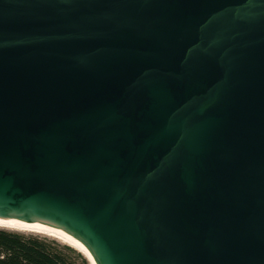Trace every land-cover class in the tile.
<instances>
[{
	"label": "water",
	"instance_id": "95a60500",
	"mask_svg": "<svg viewBox=\"0 0 264 264\" xmlns=\"http://www.w3.org/2000/svg\"><path fill=\"white\" fill-rule=\"evenodd\" d=\"M0 220L264 264V0H0Z\"/></svg>",
	"mask_w": 264,
	"mask_h": 264
},
{
	"label": "trees",
	"instance_id": "16d2710c",
	"mask_svg": "<svg viewBox=\"0 0 264 264\" xmlns=\"http://www.w3.org/2000/svg\"><path fill=\"white\" fill-rule=\"evenodd\" d=\"M0 264H89L68 246L34 235L0 230Z\"/></svg>",
	"mask_w": 264,
	"mask_h": 264
},
{
	"label": "bare ground",
	"instance_id": "6f19581e",
	"mask_svg": "<svg viewBox=\"0 0 264 264\" xmlns=\"http://www.w3.org/2000/svg\"><path fill=\"white\" fill-rule=\"evenodd\" d=\"M0 230L11 233L23 234V235L43 236L46 238L53 239L81 254L88 261L89 264H94L90 255L88 254V252L80 242L58 230H54L52 228L34 226V225L1 221V220H0Z\"/></svg>",
	"mask_w": 264,
	"mask_h": 264
},
{
	"label": "rangeland",
	"instance_id": "374dc122",
	"mask_svg": "<svg viewBox=\"0 0 264 264\" xmlns=\"http://www.w3.org/2000/svg\"><path fill=\"white\" fill-rule=\"evenodd\" d=\"M39 237H43V236H39ZM44 238H46V237H44ZM47 239H49V240H53V239H50V238H47ZM53 241H55V240H53ZM55 242H57V241H55ZM57 243H59V242H57ZM60 245H63V244H61V243H59ZM63 246H66V245H63Z\"/></svg>",
	"mask_w": 264,
	"mask_h": 264
}]
</instances>
